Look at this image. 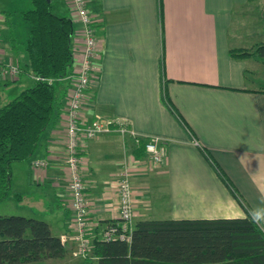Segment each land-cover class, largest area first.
<instances>
[{
  "label": "crops",
  "instance_id": "crops-1",
  "mask_svg": "<svg viewBox=\"0 0 264 264\" xmlns=\"http://www.w3.org/2000/svg\"><path fill=\"white\" fill-rule=\"evenodd\" d=\"M248 2L87 1L101 49L99 58L93 60L96 71L83 100L84 118L89 120L95 114L118 118L129 124L133 136H158L166 142L163 160L153 163L146 151L134 146L128 133L123 135L117 129L82 140L79 151L85 197L98 231L117 219L116 179L124 161L129 163L133 189V224L140 218L245 215L197 144L229 175L248 211L261 206L264 76L259 63L264 56L254 53L234 58L229 54L230 47L253 46L231 41L236 36L235 31L231 33L238 22L235 13ZM22 7H30V1ZM52 8L73 19L71 43L73 51L80 50V22L70 1L52 0ZM2 9L6 12L11 6ZM26 34L11 38L0 32L1 62L21 65L26 60L22 42H15ZM76 57L71 73L77 66ZM23 75L20 72L0 80H21ZM25 75L18 91L34 83L32 74ZM69 81L68 77L53 80L62 108L43 132L35 152L13 163L16 178L35 185L48 208L53 204L54 211H61L56 212L57 217L51 214L57 221L48 222L51 231L52 225L56 230L52 233L59 236L70 235L72 225L64 112ZM36 158L46 159L47 165L33 167ZM12 191L18 194L15 198L22 197L14 187ZM92 230L89 234H94ZM65 245L66 255L74 257V240L68 238Z\"/></svg>",
  "mask_w": 264,
  "mask_h": 264
},
{
  "label": "trees",
  "instance_id": "trees-1",
  "mask_svg": "<svg viewBox=\"0 0 264 264\" xmlns=\"http://www.w3.org/2000/svg\"><path fill=\"white\" fill-rule=\"evenodd\" d=\"M29 1L30 7L21 11L29 29L23 40L15 41L22 42L26 60L16 64L21 74L41 78H34L31 86L21 89L0 106V202L10 195H18L11 188V164L35 152L43 132L59 114L61 97L55 91L53 80L71 74L74 63L73 19L54 12L52 0ZM254 53L264 56V44L229 48L234 58ZM161 72H164L163 55ZM127 137L138 150L145 152L146 137L132 134ZM197 145L244 208L245 215L140 218L134 222L129 240L104 238L94 227V234H88L91 250L83 257L85 260L96 259L98 264H264V230L250 222L249 211L229 175L204 146ZM0 235V264L38 262L67 254L66 243L52 233L48 221L42 218L1 214Z\"/></svg>",
  "mask_w": 264,
  "mask_h": 264
},
{
  "label": "built area",
  "instance_id": "built-area-1",
  "mask_svg": "<svg viewBox=\"0 0 264 264\" xmlns=\"http://www.w3.org/2000/svg\"><path fill=\"white\" fill-rule=\"evenodd\" d=\"M80 22L79 36L82 47L73 51L77 56V66L74 72L65 77L70 79L67 90L66 115V164L70 178L71 193L69 205L72 210L71 234H62L61 240L67 242L68 238L74 240L75 247L72 255L86 257L90 254L91 243L89 230L97 224L90 216L89 202L85 197V184L82 173V161L79 151L83 139L94 138L99 133L119 130L123 135L132 134L125 121L118 118L103 117L95 114L91 119L84 118L83 100L88 95L89 86L96 71L93 60L99 58L101 43L93 25V19L87 7L88 0H69ZM20 68L14 62L3 63L0 60V78H13L19 75ZM40 79V76H34ZM144 150L148 153L150 161L159 163L166 153V142L158 136H150L144 142ZM128 161L120 167L116 179L117 193V219L110 221L101 230V236L107 239L121 238L129 240L133 227L134 197L130 180ZM47 160L36 158L32 161L33 167H44Z\"/></svg>",
  "mask_w": 264,
  "mask_h": 264
},
{
  "label": "rangeland",
  "instance_id": "rangeland-1",
  "mask_svg": "<svg viewBox=\"0 0 264 264\" xmlns=\"http://www.w3.org/2000/svg\"><path fill=\"white\" fill-rule=\"evenodd\" d=\"M27 1L29 0H0V32L2 34H6L7 32L10 37L15 35L21 36L29 29V24L21 14V11L25 8L22 6L25 3L27 4ZM9 6H11V9H5L6 12L2 9L4 7L8 8ZM238 11L239 12L235 13V18L237 16L238 22L233 25L234 27H232L231 30V33H234V31L236 32V36L231 39L232 43L237 42L250 46L253 45L251 47H257L258 45L264 44V0L249 1L247 5L238 8ZM259 67L260 74L264 76V58L260 61ZM26 77L27 75L24 73L21 80L18 79L9 82H1L0 80V106L19 92L17 85L22 83ZM55 91L59 94V90L56 86ZM13 163L11 164V169H13L12 188L14 187V190L19 191L22 197L15 198L14 195H10L6 200L0 202V215L22 214L42 218L48 222L52 220L57 221L56 218H52L51 214H53V217H57L56 212H59L60 210L55 209L54 211L53 204L48 208V201L38 191L35 185L28 184L23 177L17 179L16 177L18 173H16L17 170L14 171L15 164ZM52 226V232H56L54 225ZM13 264H98V262L96 259L87 261L83 257H73L68 254L63 258H47L38 262Z\"/></svg>",
  "mask_w": 264,
  "mask_h": 264
},
{
  "label": "clouds",
  "instance_id": "clouds-1",
  "mask_svg": "<svg viewBox=\"0 0 264 264\" xmlns=\"http://www.w3.org/2000/svg\"><path fill=\"white\" fill-rule=\"evenodd\" d=\"M261 206L249 209L248 217H250V222L255 226L264 230V199L260 202Z\"/></svg>",
  "mask_w": 264,
  "mask_h": 264
}]
</instances>
